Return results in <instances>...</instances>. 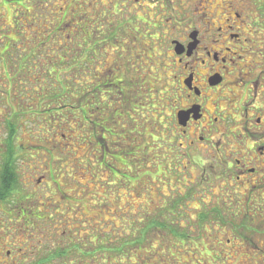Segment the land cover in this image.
Segmentation results:
<instances>
[{
    "label": "rangeland",
    "instance_id": "1",
    "mask_svg": "<svg viewBox=\"0 0 264 264\" xmlns=\"http://www.w3.org/2000/svg\"><path fill=\"white\" fill-rule=\"evenodd\" d=\"M37 2L31 0L25 7L36 13L40 5L45 8L56 4L57 11L72 10L70 7L73 6L79 12H89L90 17L96 11L106 14L110 21L108 26L117 38L113 35L110 38L112 43L108 46L109 54L104 58L108 62L95 67L98 68V79L95 81L90 77L88 82L85 81L90 89L88 93L97 91L93 82H99L104 77L109 78V68L117 63L114 69L116 76L110 77V82L114 79L122 81L103 89L110 90L109 94L115 98L117 109H120L122 88L127 90L130 97L139 98V101H133V107L129 109L124 120L114 116L111 122H105L103 128L107 131L102 130V126L98 127L97 135L93 134L94 126L88 121L85 126L88 145L83 149L74 146L75 150H71L72 147L71 151L65 147L74 143L79 131L68 130L64 136L59 134L57 139L60 144L56 148L57 143L52 139V133L48 134L50 143L47 142L48 139L44 141L36 138L38 129L33 128L36 115L24 111L23 120L16 127L20 131L14 141V162L19 185L9 196V200H16L19 196H33L36 199L27 201L25 205L35 207L34 210L42 215H2V208L13 209L17 205L1 203L0 249L4 246L3 243L5 246H8L6 243H11L16 253L29 255L21 263L28 264L34 257L38 262L46 250L38 248L40 240L46 241L49 238L51 241L47 242L56 239L64 241L72 233L79 236L80 232L85 236L92 231L90 229L93 226L98 227L102 237L111 239V244L118 246L127 239L130 243L128 248H141L137 257L132 256L128 264H264V194L259 193L251 202L243 203L248 201V191L243 183H232L226 178V172L228 174L232 167H237L235 159L249 162L253 154L249 148L253 144H264V123L259 128L250 125L251 128L247 129L246 119H240V114L238 116L232 107H227L226 121L221 126V131L214 136L213 145L199 141L189 145V140L179 137V134L172 137V125L166 122V118L162 119L161 114V117L158 116L167 104V77L163 70L166 62L161 54L164 38L155 33V19L150 16L151 22L149 19L148 21L151 25L148 21H143L147 18L143 11H152L149 8L150 0H141L137 9L129 0H96L94 6L91 4L93 0ZM255 3L261 7L258 6L264 22V0L261 4L257 0ZM6 4L4 0H0L2 25L13 23L14 13L25 10L19 3ZM252 5L256 8L254 3ZM257 16L258 12L253 10L252 17L257 19ZM25 24L28 27V22ZM253 27L250 26L248 35ZM102 30L104 31L103 28ZM101 35L99 37H105L104 34ZM5 36L3 32L0 33L1 40L6 41ZM12 37L15 35L12 34ZM253 41L254 49L258 53H264V30L259 31ZM101 52L98 51L100 58ZM258 60L264 62V57ZM260 70L264 71V64L257 68V71ZM7 89L8 85L3 81L0 84V97L9 96ZM24 93L23 100L32 96L36 98V92ZM256 104L261 105L260 108H249V115L260 114L264 121V98L258 99ZM8 111L6 106L0 109L2 150L9 149ZM88 119H95V116L90 113ZM252 120L255 122V117ZM124 125L125 130L121 128ZM231 130L236 133L230 132ZM243 130L246 131L245 136L240 135ZM124 132L131 133L127 134L128 140L125 143L119 137ZM101 133H104L105 140ZM184 140L186 142L181 146L179 142ZM97 141L103 144L98 148L103 147L106 154L114 158L120 159L122 146L126 149L124 156L129 165L133 166H124L118 161L116 165L121 168V176L132 172L136 175L135 180L122 181L120 174L114 177L106 169H100L95 160L89 161V150L95 149L94 143ZM219 143L225 151L215 150ZM1 160L0 150V174L4 164ZM261 164L264 171V162ZM108 171L114 170L108 167ZM37 200L43 204H38ZM246 209L249 210L248 215L245 213ZM219 210V214L223 215H207L204 218L199 215L200 212L217 214ZM52 214L55 215L52 219L43 220L40 217H52ZM222 216L224 219H221ZM244 223L246 227L252 228V233L246 239L244 235L247 230L242 228ZM133 232L136 233L135 237L125 238L129 236L127 233ZM32 244H36V253L28 251ZM71 259L74 264H89L86 256L78 258L74 255ZM119 260L118 257H113L109 261L100 259L101 263H90L119 264ZM65 264L69 262L66 261Z\"/></svg>",
    "mask_w": 264,
    "mask_h": 264
},
{
    "label": "trees",
    "instance_id": "2",
    "mask_svg": "<svg viewBox=\"0 0 264 264\" xmlns=\"http://www.w3.org/2000/svg\"><path fill=\"white\" fill-rule=\"evenodd\" d=\"M41 1L43 0H36L37 4H40ZM8 2L10 4L19 3L25 10L21 9L14 13L13 23L0 24V33L3 32L7 39L6 41L0 39V84L3 81L6 82L9 95L6 98L0 97V109L4 106L8 107V125L10 127L8 159L0 174V199L9 197L19 185L17 178H13L12 175L13 169H15L14 156L16 153L14 141L20 131V128L16 127L18 122L23 120L24 111L36 115V122L33 123V128L38 129H35L36 138L45 141L49 137L48 134L52 133V139L57 143L56 148L60 144L57 139L59 134L64 136L68 130L79 131L80 134L77 138L75 137L74 143L65 147L66 150H70L72 147L71 150H75L74 146L83 149L86 144L88 145L85 128L88 121L94 126L93 134L95 135L97 128L102 126V130H104L103 125H106L104 123L111 122L114 116L124 120L129 109L133 107V101H139V98L130 97V94L126 93L127 90L122 88L119 101L120 109H117L115 98L109 94L110 90L103 89L104 87H113L122 81L114 79L110 82L111 78L116 76L114 69L117 63L114 67L109 68L111 78L104 77L99 82H93L94 89L97 91L88 93L90 89L86 86L87 79L90 77L95 81L98 79L96 75L98 68L95 67L108 62L104 58H107V54H109L108 46L112 43L110 38L112 35L114 36V31L108 26L110 21L109 17L105 16L106 14L103 15L102 11L94 9L96 13L90 17L89 12H79L73 6L70 7L72 10L57 11L56 4L45 8L40 5L34 13L25 7V4L31 0H9ZM26 22H28V27L24 26ZM112 27L114 29L113 25ZM12 34L15 37H12ZM103 34L104 38L99 37ZM114 38L117 37L114 36ZM99 50L102 51L101 58L98 56ZM104 53L105 55L102 56ZM24 91L36 92V98L27 96L28 98L23 100ZM106 93L109 95H105ZM89 98L91 99L87 100ZM3 99L8 101L5 103ZM2 104L4 105L2 106ZM68 113L70 115H67ZM90 113L95 116V119H88ZM121 128L125 130L126 126ZM105 131L107 130L105 129ZM101 134L105 140L104 133ZM127 134L131 133L119 134L123 143L128 140ZM128 136L130 137V135ZM48 141L51 142L49 139ZM94 144L95 149L89 150L91 152L89 161L95 160L98 167L106 169L108 174L114 177L116 174L121 176V168L117 167V161L124 166H133L129 165L128 159L124 156L126 149H123V146L120 148L119 159L111 157L112 155L108 156L106 150L102 149L103 147L99 149L100 145L103 146L102 142L97 141ZM129 145L131 144L129 143ZM122 158L125 159V162ZM107 166L113 168L114 171L109 172ZM97 172L99 171H95V173ZM134 178L136 175L130 172V174H122L120 180L129 179L132 181L135 180ZM37 203L43 204L40 200H37ZM38 212L36 211V215H42ZM219 212L221 211L219 210L217 214L200 212L199 215L203 218L207 215H223ZM18 216L25 217L26 215ZM54 216L52 214V217H40L44 220L45 218L52 219ZM221 219H224V216ZM242 228L247 230L244 235L246 239L252 233L251 227H246L244 223ZM90 230L92 231L86 233L85 236L81 232L79 236L72 233L71 237L64 241L56 239L47 242L51 241L49 238L46 241L40 240L38 248L46 250L36 264H65L66 261L69 264H74L71 259L74 255L78 258L86 256L89 264L101 263L100 259L109 261L113 257L120 259L119 264H128V261L132 260L134 256L137 257L138 251L141 249L137 247L140 244L135 246L136 249L128 248L130 243L127 239H124V244L116 246V244H111V239L108 240L106 236L102 237L98 227L92 226ZM127 234L129 236L125 238L136 235L135 232ZM57 235L61 234L57 233ZM44 243L45 245H43ZM125 261L127 263H124Z\"/></svg>",
    "mask_w": 264,
    "mask_h": 264
},
{
    "label": "flooded vegetation",
    "instance_id": "3",
    "mask_svg": "<svg viewBox=\"0 0 264 264\" xmlns=\"http://www.w3.org/2000/svg\"><path fill=\"white\" fill-rule=\"evenodd\" d=\"M8 1L4 0L7 4ZM129 1L134 3L136 9L141 3V0ZM255 2L176 0L177 4L174 5V0H150L152 15L151 12L143 11L147 17L143 21L147 22L149 19L151 22L150 16L153 17L155 33L164 38L161 54L166 62L163 70L167 77V104L158 116L161 114L160 117L166 118V122L172 125V137L179 134V137L189 140V145L196 141L213 145L214 136L221 131V126L226 121L227 107H232L238 116L240 114V119H246L245 128H251L250 125L259 128L263 125L260 114H252L253 118L249 115V108L257 110L261 105L256 104V101L264 98V71H257L264 64L258 60L264 57V53H258L252 44L259 31L264 30V22L260 6ZM262 2L263 0H257L258 4ZM95 3L96 0H93L91 4L94 6ZM253 10L258 12L257 19L252 17ZM250 26H254L249 33L253 34L251 37L248 35ZM254 117L255 122H252ZM230 132L236 133L235 130ZM245 134V130L240 133L242 136ZM185 142L186 140L179 143L184 146ZM0 150L4 168L8 150ZM215 150L222 152L226 149L219 143ZM249 151L253 152L249 162L237 158V167H232V164L229 166L232 167L230 173L226 172V178L232 183H243L248 191V201L243 203L251 202L259 193L264 194V171L261 166V162H264V144H253ZM12 175L19 182L16 169H13ZM9 199L10 197L0 199V204L9 202L17 207L2 208V215H36L35 207L25 205L35 197L19 196L16 200ZM248 211L245 210L247 215ZM3 245L0 249V264H27L21 262L29 255L16 253L11 243ZM30 247L28 251L36 253V244ZM28 262L36 264V257Z\"/></svg>",
    "mask_w": 264,
    "mask_h": 264
}]
</instances>
